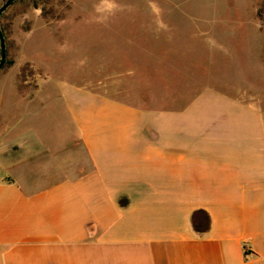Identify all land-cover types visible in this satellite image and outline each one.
Wrapping results in <instances>:
<instances>
[{"label":"crops","instance_id":"1","mask_svg":"<svg viewBox=\"0 0 264 264\" xmlns=\"http://www.w3.org/2000/svg\"><path fill=\"white\" fill-rule=\"evenodd\" d=\"M60 88L0 118V264H264V92Z\"/></svg>","mask_w":264,"mask_h":264},{"label":"rangeland","instance_id":"2","mask_svg":"<svg viewBox=\"0 0 264 264\" xmlns=\"http://www.w3.org/2000/svg\"><path fill=\"white\" fill-rule=\"evenodd\" d=\"M117 2L120 11L106 23L96 22L99 0L11 4L0 16L12 62L0 68V118L16 121L27 110L39 113L37 100L25 110L26 98L61 92L60 83L153 94L156 106L170 97L188 100L203 89L264 92V28L256 16L264 0ZM42 10L48 12L45 18ZM60 117L48 109L29 123L47 124V136L60 137Z\"/></svg>","mask_w":264,"mask_h":264},{"label":"clouds","instance_id":"3","mask_svg":"<svg viewBox=\"0 0 264 264\" xmlns=\"http://www.w3.org/2000/svg\"><path fill=\"white\" fill-rule=\"evenodd\" d=\"M118 11H120V5L117 0H99V3L94 6V12L97 13L96 22L106 23Z\"/></svg>","mask_w":264,"mask_h":264},{"label":"trees","instance_id":"4","mask_svg":"<svg viewBox=\"0 0 264 264\" xmlns=\"http://www.w3.org/2000/svg\"><path fill=\"white\" fill-rule=\"evenodd\" d=\"M17 1H22V0H17ZM15 2V1H14ZM13 2V3H14ZM12 3V4H13ZM37 8V7H36ZM48 12H46L45 10L43 11L42 10V12H41V15H42V17H46V14H47ZM256 16H257V18L259 19V21H260V28L261 29H263L264 28V5H262V6H260L258 9H257V11H256ZM0 30H1V32H2V35H3V38H4V42H5V35H4V31H3V29L0 27ZM5 51H6V49H5ZM7 53V52H6ZM0 56H1V51H0ZM7 56V55H6ZM12 62H11V60H8L7 58L5 59V65L6 64H11ZM27 66L28 65H25V66H23L22 68H21V71H20V73H24L25 71H26V69H27Z\"/></svg>","mask_w":264,"mask_h":264},{"label":"water","instance_id":"5","mask_svg":"<svg viewBox=\"0 0 264 264\" xmlns=\"http://www.w3.org/2000/svg\"><path fill=\"white\" fill-rule=\"evenodd\" d=\"M14 1L16 0H3L2 1V4L0 5V16ZM0 51H1L0 68H2L4 66L5 59H6V51H5V42H4V38H3L1 30H0Z\"/></svg>","mask_w":264,"mask_h":264}]
</instances>
